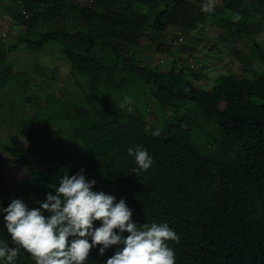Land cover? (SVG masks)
I'll return each mask as SVG.
<instances>
[{
  "label": "trees",
  "instance_id": "1",
  "mask_svg": "<svg viewBox=\"0 0 264 264\" xmlns=\"http://www.w3.org/2000/svg\"><path fill=\"white\" fill-rule=\"evenodd\" d=\"M204 3L0 0V33L4 24L9 38L15 31L10 43L0 34V89H18L21 110L30 86L40 96L32 115L20 112V123L30 119L23 141L12 137L10 157L19 159L23 175L12 183L0 179V247H16L2 209L14 199L38 208L37 201L56 195L65 174L83 169L96 182L93 191L125 200L134 223H167L176 232L179 242H168L176 264H264V44L257 37L264 34V0H219L211 13L202 11ZM207 27L222 31L224 42L226 35L230 43L237 40L230 55L239 71L223 72L217 62L222 74L214 79L199 73L204 65L193 69L185 63ZM48 44L58 48L78 93L53 87L54 76L41 79L36 67L26 73L8 57L13 51L41 53ZM152 52L172 61L152 64ZM126 81L134 82L135 97L116 107L120 100L113 94L125 95ZM3 109L11 121L14 106L1 101ZM8 112L0 114V127ZM40 130L64 134L68 151L41 141ZM156 130L160 135L154 137ZM135 145L154 161L146 172L128 155ZM100 226L93 223V229ZM100 247L91 249L85 264H106L122 245L103 255ZM14 264L35 261L21 249Z\"/></svg>",
  "mask_w": 264,
  "mask_h": 264
},
{
  "label": "clouds",
  "instance_id": "2",
  "mask_svg": "<svg viewBox=\"0 0 264 264\" xmlns=\"http://www.w3.org/2000/svg\"><path fill=\"white\" fill-rule=\"evenodd\" d=\"M215 4L216 0H205L202 11L213 12ZM130 103L131 98L125 97L120 107ZM152 135L159 136L160 130ZM127 151L134 157L138 171L146 172L152 167V157L140 145ZM95 183L81 169L71 176L65 174L54 189L56 195L49 193L45 202L37 201L38 208L29 209L22 200L14 199L2 211L6 213L5 227L16 247H0V259L14 264L22 249L35 264H85L92 248L102 246L99 252L103 255L110 247L122 245L106 264H176L175 253L168 243L179 242L176 232L167 223L142 226L134 223L125 200L115 202L114 196L93 191ZM95 221H100L101 226L93 229ZM69 237L75 238L70 244Z\"/></svg>",
  "mask_w": 264,
  "mask_h": 264
},
{
  "label": "rangeland",
  "instance_id": "3",
  "mask_svg": "<svg viewBox=\"0 0 264 264\" xmlns=\"http://www.w3.org/2000/svg\"><path fill=\"white\" fill-rule=\"evenodd\" d=\"M219 0H216V4L218 5ZM8 26L4 24L3 30L0 33L3 35L6 33V29ZM171 29H168L166 36L169 35V32ZM186 31H184L185 33ZM179 33L182 35V31H179ZM178 33V35H179ZM187 33V32H186ZM263 33V32H262ZM15 34V31H10V38L8 34H5L6 38L8 37V40L10 42H13V37L12 35ZM171 34V33H170ZM204 41L202 44L198 47V49L195 51L193 54L192 59H185V63L188 64L189 67H193V69L197 66L196 64L200 62V65H204V68L199 71V73L203 74L202 76L205 77H210L212 78L220 73V69H218L219 64L220 67L223 68V72L226 71L224 69H230L232 71H239L237 64H234L232 61V56L230 55L231 49L232 48H237L238 45L235 41L237 40H232V43L229 42L228 35H226L227 42L223 41L224 33L220 30H212L207 27V31L203 32ZM184 37V35H182ZM223 36V37H222ZM259 38V44H264V34H261L260 36H257ZM148 40L146 39L143 43H147ZM185 42V39H184ZM213 44H216L218 47L223 49L222 52H219L217 48L213 47ZM58 48L56 47L55 44H48L45 47V51L41 53L37 52H17L13 51L11 53H8V57L15 63L17 68L23 67L26 71V73H30L31 69L36 67L35 70L41 75V79H51L52 76L55 77V80H53V87H58V88H64L67 90H70L72 93H78L79 88L77 87L75 80L68 74L69 72L67 71V66H65V63L62 61V59L58 58V53L56 50ZM200 50V51H199ZM244 51V45L242 44L241 49ZM222 56V57H221ZM147 57L152 61L153 63H160V60L164 59V63L168 64L169 61H172L171 57L163 56L156 58V53H147ZM215 58H218L217 60H214ZM216 63H215V62ZM163 62V61H162ZM219 64H218V63ZM151 64V65H152ZM57 65V66H56ZM196 65V66H195ZM191 72H194L193 70ZM36 72V73H37ZM211 75V76H210ZM214 77V79H215ZM209 78V79H210ZM40 79V81H41ZM195 85H206L209 81L204 80H192L188 79ZM131 81V80H130ZM126 81L125 83V95H122L121 92H114V97L116 99H119L120 102L116 104V107L120 106L124 102L125 97H130L134 98L135 97V84L134 82ZM41 88H43V92L48 93L50 88L47 85L40 84ZM5 94H9V96H5ZM20 93H18V89L14 88L13 85L8 84L4 88L0 89V102H5V104L9 106H14L15 112L12 114L14 118L10 121L8 119V109H3L0 111V114L3 112H8L4 114L5 120L2 123V126L0 127V179L3 181H8L12 183V180L14 178H17L21 174L23 175L22 172V167L19 164V159L10 157V155L14 152L16 146L13 142V136L16 135L18 140L21 142L23 141L26 132L29 130L28 128V123L30 121L29 117H26L23 123H20L19 116L20 112L22 111L24 113H27L29 116L34 113V106L36 103L40 101V96L38 93H36L34 88H28L26 91V97L29 99L28 102H24V109L21 110L20 108ZM147 102L146 99L140 100L138 106H142ZM16 117V118H15ZM21 119V118H20ZM39 136L38 138L41 141H48L54 143L58 149L67 152L69 147L67 145V142L65 140L64 134L59 132L58 130H53V131H47V130H40L39 131ZM24 145V144H23ZM105 194H112L110 192L103 191Z\"/></svg>",
  "mask_w": 264,
  "mask_h": 264
},
{
  "label": "built area",
  "instance_id": "4",
  "mask_svg": "<svg viewBox=\"0 0 264 264\" xmlns=\"http://www.w3.org/2000/svg\"><path fill=\"white\" fill-rule=\"evenodd\" d=\"M4 20H10V17L8 15L3 16ZM178 42H183V37L179 34ZM197 68L200 67V64L196 66Z\"/></svg>",
  "mask_w": 264,
  "mask_h": 264
},
{
  "label": "crops",
  "instance_id": "5",
  "mask_svg": "<svg viewBox=\"0 0 264 264\" xmlns=\"http://www.w3.org/2000/svg\"><path fill=\"white\" fill-rule=\"evenodd\" d=\"M7 32H9V31H6V34H7Z\"/></svg>",
  "mask_w": 264,
  "mask_h": 264
}]
</instances>
